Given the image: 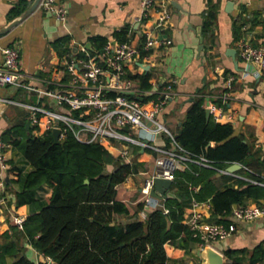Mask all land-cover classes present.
I'll list each match as a JSON object with an SVG mask.
<instances>
[{
  "label": "crops",
  "instance_id": "0c3cea01",
  "mask_svg": "<svg viewBox=\"0 0 264 264\" xmlns=\"http://www.w3.org/2000/svg\"><path fill=\"white\" fill-rule=\"evenodd\" d=\"M19 1L21 0H0V27L16 17L13 10ZM32 1L22 0L23 3H28L27 6ZM155 3V9L150 12L148 26L153 27V35L156 38L166 37L170 43L166 47L157 44L149 51L142 50L127 64L126 76L136 87L134 97H143L145 101L144 94L151 90L140 88V80L135 76L148 73V82L152 87L159 85L158 88L164 81L173 80L174 96L164 105L162 112L158 114V120L175 138L189 106L190 97L202 88L205 96L204 106L208 100L220 104V95L225 89V78L234 76L228 103V111L232 113L233 118L229 123L232 124L235 134L242 133L249 142H254L264 155V69L254 65L253 70H259L258 76H242L244 63L237 50L240 39H245L253 45L264 43V0H156ZM65 4L68 9L65 23L59 22L51 13L38 6L8 32L0 35V63L1 49L17 45L20 49L19 65L26 74L25 81L36 87L58 88L57 83L61 81V55L67 50L76 53L84 46L89 51L96 52L102 48L97 49V39L103 40V45L109 40L121 42L114 33L123 30L126 32L125 41L142 47L145 36L136 20L140 11L139 0H66ZM211 6L215 17L209 30L203 33L204 16ZM160 8L168 11L170 16L167 27L162 31L154 29L159 16L156 10ZM200 43L203 49L200 57H197V47ZM229 49H235V59ZM144 65H149V68L144 69ZM49 81L53 83L50 84ZM152 95L149 97L154 98ZM0 98L26 103L37 101L34 93L12 86L0 87ZM27 120V109L0 100V137L8 127L25 125ZM122 130L136 137V128L127 126ZM104 144L112 155L135 165V170L116 186L117 198L126 203L130 217L137 203L143 201L140 187L143 180L156 169L155 159L159 152L154 148L123 141L111 140ZM151 145L156 148H172V139L167 133L160 132ZM124 148L128 149L127 156L121 155ZM5 156L11 169L0 177V244L4 239L3 234L11 233V227L16 226V215L27 216L29 212L28 206L17 208L16 193L23 188L24 178L31 166L25 161L21 151L11 144H7ZM217 172V175L228 174L220 172V169ZM199 188L200 185L188 184L187 189L181 190L174 181L168 191V197L183 200L184 212L188 211L192 201L199 202L197 209L211 221H215L210 200L198 201L193 197V193ZM51 190L50 187L44 186L38 191L36 198L48 196ZM152 197L158 202L156 208L164 207L162 196ZM262 200L264 198H250L244 205H254ZM153 209L155 208L144 203L139 217L141 211L147 215ZM226 220L232 221L230 213L227 214ZM235 225L237 229L233 234L212 244L223 253L224 264H232L234 257H241L237 250L252 249L264 244V215L249 222L235 221ZM19 244L24 246L25 255L32 261L49 260L35 250L22 235L19 237ZM187 245L183 247L166 243L164 247L168 257L167 264H199L201 259L195 253V250L199 249L196 241H190ZM228 250L231 252L230 256L226 254ZM8 260L11 258L8 257Z\"/></svg>",
  "mask_w": 264,
  "mask_h": 264
},
{
  "label": "trees",
  "instance_id": "16d2710c",
  "mask_svg": "<svg viewBox=\"0 0 264 264\" xmlns=\"http://www.w3.org/2000/svg\"><path fill=\"white\" fill-rule=\"evenodd\" d=\"M27 4L22 0L15 4L14 16ZM214 17L211 6L204 16L203 33ZM114 35L126 40L124 30ZM97 41L100 49L103 40ZM135 77L140 88L151 89L148 73ZM189 100L175 140L193 158L202 156L210 166L190 163L189 169L176 172L174 181L181 190L188 184L200 185L193 197L209 199L215 221L227 223L233 206L244 205L250 198H264V187L228 174L217 175V170L239 162L251 172L241 167L237 174L259 179L264 174V155L242 133L235 134L231 123L216 122L211 116L207 119L202 88ZM33 128L13 125L1 135L21 151L31 170L16 193L17 208L28 206L29 212L21 228L12 226L11 233L3 234L0 264H47L49 260L53 264H167L166 243L186 247L195 240L182 222L185 203L177 197L163 199L166 213L155 208L141 220L144 202L140 201L128 217L130 210L117 198L116 186L135 170L134 164L112 155L98 142L77 140L70 131L57 143L51 132L34 135ZM44 186L50 187L51 193L36 198ZM20 235L49 260L34 262L27 257L19 244ZM236 252L241 257H234L232 264H264V244ZM230 253L226 251L228 256Z\"/></svg>",
  "mask_w": 264,
  "mask_h": 264
},
{
  "label": "built area",
  "instance_id": "2783aa9c",
  "mask_svg": "<svg viewBox=\"0 0 264 264\" xmlns=\"http://www.w3.org/2000/svg\"><path fill=\"white\" fill-rule=\"evenodd\" d=\"M66 0H41L39 7L51 13L59 22L65 23L68 17ZM156 0H139L140 11L136 18L145 36L142 47L129 41H107L100 50L89 51L81 46L76 53L67 50L61 55V81L58 88L36 87L25 81L26 74L19 65L20 49L17 45L5 46L1 49L2 61L0 63V87L12 86L34 93L37 97L35 103L18 102L11 99L0 98L1 101L18 104L28 111L29 126L33 128L34 135L51 132L53 128L59 129V140L67 131L72 132L75 138L82 142L104 143L111 140L139 144L142 147L154 148L159 152L155 159L156 169L147 176L140 187L143 201L146 206L156 208L158 202L150 195L153 188L154 177H162L174 182L178 170L188 169L190 163L210 166L208 160L200 156L193 158L191 153L182 147L170 134L165 125L158 120L164 105L174 96L173 80L164 81L163 85L154 93L156 96L143 101L134 97L136 87L132 80L126 76L127 64L143 50L149 51L154 45L168 46L170 40L166 37L156 38L153 27L148 26L151 10L155 9ZM159 14L154 29L162 31L167 27L169 13L163 8L156 10ZM240 59L244 63L242 76L248 74L259 75V70L253 66L264 69V43L253 45L245 39L237 43ZM148 53H146V57ZM234 76H228L224 81V91L220 95V104L207 101L210 116L216 122H231L233 115L228 111ZM50 84L53 81H49ZM153 93V94H154ZM131 126L136 128V137L123 132V128ZM167 133L172 139V148H156L151 145L155 136ZM7 143L0 137V177L11 169L5 156ZM128 149L121 151L127 156ZM244 169L251 171L244 165ZM220 172L227 173L225 169ZM242 178L250 183L264 187V174L259 179L228 173ZM194 189L196 187H193ZM197 201H192L188 211L183 213L182 222L187 225L201 249L216 241H221L236 231L235 221H253L264 215V200L254 205H241L232 208L230 216L232 221H211L197 207ZM164 212L168 209L163 207ZM140 217L145 218L144 211ZM26 218L24 214L15 217V223L20 228Z\"/></svg>",
  "mask_w": 264,
  "mask_h": 264
},
{
  "label": "water",
  "instance_id": "95a60500",
  "mask_svg": "<svg viewBox=\"0 0 264 264\" xmlns=\"http://www.w3.org/2000/svg\"><path fill=\"white\" fill-rule=\"evenodd\" d=\"M41 0H33L31 4L24 9L18 16H16L14 19H12L7 25L0 27V35L5 34L8 32L11 28H13L15 25H17L19 22H21L23 19H25L29 14H31L39 5ZM230 5V4H229ZM203 49V45L200 43L197 47L198 55L197 57H200V52ZM231 51V56L233 59H235V49H229ZM235 64L237 62L235 61ZM149 65H144V69H148ZM159 85H155L151 88L150 91L146 92L144 95L149 96L152 95L153 92L157 90ZM140 100H143V97L140 98ZM206 111V117L209 119L210 112L208 108H205ZM29 122L27 121L25 124V128L28 129ZM52 135L55 140V142L59 143V129L53 128L52 129ZM241 168V164L239 162H233L230 165H228L225 170L227 173H233ZM87 182V180H85ZM154 186L150 190V195L154 197L162 196L164 199L168 197V191L170 189V186L172 184V181L166 178L162 177H154L153 179ZM143 220L142 218H140ZM195 253L199 255L201 261L199 264H224L225 258L223 253L215 249L213 246L207 245L203 248H199L195 250ZM47 264H53L51 260L47 262Z\"/></svg>",
  "mask_w": 264,
  "mask_h": 264
},
{
  "label": "rangeland",
  "instance_id": "374dc122",
  "mask_svg": "<svg viewBox=\"0 0 264 264\" xmlns=\"http://www.w3.org/2000/svg\"><path fill=\"white\" fill-rule=\"evenodd\" d=\"M8 86H10V85H8Z\"/></svg>",
  "mask_w": 264,
  "mask_h": 264
}]
</instances>
